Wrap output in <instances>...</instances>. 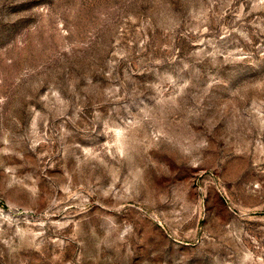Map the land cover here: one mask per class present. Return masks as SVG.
<instances>
[{"label":"rangeland","instance_id":"1","mask_svg":"<svg viewBox=\"0 0 264 264\" xmlns=\"http://www.w3.org/2000/svg\"><path fill=\"white\" fill-rule=\"evenodd\" d=\"M0 264H264V0H0Z\"/></svg>","mask_w":264,"mask_h":264}]
</instances>
